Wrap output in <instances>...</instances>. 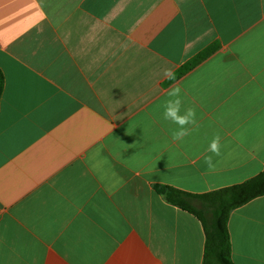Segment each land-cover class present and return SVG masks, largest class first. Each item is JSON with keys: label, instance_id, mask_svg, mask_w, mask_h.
<instances>
[{"label": "crops", "instance_id": "1", "mask_svg": "<svg viewBox=\"0 0 264 264\" xmlns=\"http://www.w3.org/2000/svg\"><path fill=\"white\" fill-rule=\"evenodd\" d=\"M0 72V264H203L202 222L155 187L264 171V0H0ZM175 87L199 125L183 141ZM228 228L234 263L264 264V196Z\"/></svg>", "mask_w": 264, "mask_h": 264}, {"label": "trees", "instance_id": "2", "mask_svg": "<svg viewBox=\"0 0 264 264\" xmlns=\"http://www.w3.org/2000/svg\"><path fill=\"white\" fill-rule=\"evenodd\" d=\"M218 47V43L207 47L179 68L167 83L170 84L192 71ZM0 77L1 96L3 88L1 72ZM155 191L169 204L194 215L202 222L207 236L203 264H235L232 259L229 218L237 208L264 196V171L241 184L206 194H192L171 186H156Z\"/></svg>", "mask_w": 264, "mask_h": 264}, {"label": "clouds", "instance_id": "3", "mask_svg": "<svg viewBox=\"0 0 264 264\" xmlns=\"http://www.w3.org/2000/svg\"><path fill=\"white\" fill-rule=\"evenodd\" d=\"M164 75L169 79L173 78V73L170 69H166ZM180 88L175 87L168 92L170 99L164 104L163 118L175 124L177 128L172 132L173 141H183L185 137L191 135L199 125L196 119V112L194 108H187L181 111L183 101L180 97ZM191 125L192 127H189ZM221 137L216 134L209 142L207 151L211 155L204 157V163L210 172L216 171V163L213 162V157L221 155Z\"/></svg>", "mask_w": 264, "mask_h": 264}, {"label": "water", "instance_id": "4", "mask_svg": "<svg viewBox=\"0 0 264 264\" xmlns=\"http://www.w3.org/2000/svg\"><path fill=\"white\" fill-rule=\"evenodd\" d=\"M0 85H1V77H0Z\"/></svg>", "mask_w": 264, "mask_h": 264}]
</instances>
